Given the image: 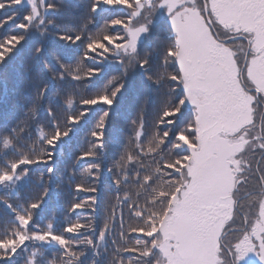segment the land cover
Returning a JSON list of instances; mask_svg holds the SVG:
<instances>
[{"label":"snow or ice","instance_id":"obj_1","mask_svg":"<svg viewBox=\"0 0 264 264\" xmlns=\"http://www.w3.org/2000/svg\"><path fill=\"white\" fill-rule=\"evenodd\" d=\"M60 8L55 0H0V10H13L4 23L19 19L15 26L22 30L0 39V67L33 33L42 39L31 60L49 68L44 40L53 36L59 65L49 69L50 79L30 77V103L14 121L0 123V153L12 157L0 159V222L7 225L0 234V264H21V258L23 264H264V0H83L79 15L67 20L56 16ZM110 12L119 15L98 27L97 17ZM161 22L165 42L144 50ZM161 47V64L174 69L171 74L153 71ZM113 64L118 74L78 101L107 106L91 132V146L73 164L87 163L84 174L94 183L75 185L77 193L90 195L72 203L70 211L90 209L91 216L69 221L60 231L51 222L41 227L40 211L54 191L57 153L87 111L69 112L61 122L55 112L61 94L68 90L64 104L73 109L81 87L91 91ZM133 74L157 92L167 89L157 129L147 141L156 167L146 170L140 159L121 155L106 192L101 179L106 121ZM41 120L53 131L33 139ZM139 124L143 129L142 116ZM141 135L136 132L138 156L144 152ZM250 153L259 155L255 167ZM40 164L48 174L47 181L40 177L42 195L21 200L30 166ZM253 181L256 190L247 193L253 199L245 211L239 195ZM130 182L139 189L135 199L128 192L119 195ZM112 194L122 209L118 239L116 225H109L112 217L105 215L99 226L105 196ZM124 209L136 221L127 227ZM237 220L233 242L228 236ZM49 250L56 253L50 259Z\"/></svg>","mask_w":264,"mask_h":264},{"label":"trees","instance_id":"obj_2","mask_svg":"<svg viewBox=\"0 0 264 264\" xmlns=\"http://www.w3.org/2000/svg\"><path fill=\"white\" fill-rule=\"evenodd\" d=\"M56 3L61 4L60 10L56 13L61 19L67 20L73 18L81 12L83 0H55ZM27 8V5H24ZM13 10H0V39L12 34H20L22 30L16 28V24L21 22L19 19L16 21H10L4 23V18L8 16ZM118 12L102 13L97 17V26L102 27L104 20L109 16H118ZM55 18V17H54ZM96 32L97 29H92ZM111 31V29L109 30ZM167 33L166 25L161 22L152 36L144 41L143 49L152 50L157 45H162L165 42ZM41 37L38 34L33 33L28 42L24 44V47L19 53H17L8 64L0 67V123H8L14 121L24 111V106L29 104L33 95V90L28 86L29 78L33 81L39 79H50L49 69L58 70L59 65L54 58V53L58 49L57 38L49 36L44 40V44L54 48L50 49V53L53 59H48L49 68H45L42 62H34L31 60V52L34 46H39ZM62 43V42H60ZM79 43V42H78ZM106 43V42H105ZM163 55V49L161 47L159 56L154 57L153 71L155 74H171L174 69L170 67H164L161 64L160 57ZM86 66L90 65V61L84 62ZM31 69V71H29ZM116 65H109L106 73L102 77H98L93 81L91 91L89 89L81 87L80 91L76 94L77 104L73 109L68 110L64 104V98L68 94V90L61 94V102L56 107L55 112L61 122L65 121L69 112L71 114H78L80 111L87 109L84 117L81 118L79 125L76 126L74 132L71 135V139L68 143L62 146V151H58L56 156V172L54 177V191L50 193L48 197V203L40 211L39 219L41 227H45L47 223L51 222L57 231H60L64 225L69 221L75 222L79 219L81 222L86 221L91 216L90 209H77L75 212L70 211L72 203L83 202L88 199L89 193L76 192L75 185L77 183H84L86 186L94 183L93 178H89L84 174V168L87 167V163L80 161L75 167L74 162L77 157L88 147L91 146V142L95 139L91 136V132L96 130V124L100 117L103 115V109L107 106H85L78 103L80 96H88L94 94L107 82L113 75H117ZM167 89H161L157 92L154 88L147 87L143 78L139 75L133 74L130 76L127 84V91L124 96L119 98V104H114V111L110 112V116L106 121V131L103 139L108 143V148L103 157V165L101 171V179L104 181V188L107 192L109 189V182L112 180V176L118 172L115 168V162L120 159L121 155L131 154L134 158L140 159L143 167L146 170H151L156 167L153 163L154 157L147 154V141L153 135L157 129V120L159 115L162 114V110L165 104V97L163 93ZM45 115L41 113L42 117ZM143 117L144 127L140 128L139 120ZM133 121H136L134 124ZM183 126V125H182ZM162 127V126H161ZM41 131L45 134L50 133L53 129L47 127L43 120H41L40 126L33 129V139H38ZM141 131V144L144 152L138 156L139 149L136 144V132ZM167 155V153H165ZM259 155L249 154L248 159L254 161V165L257 162ZM9 157H3L0 153V159H11ZM94 159V158H86ZM96 162H100L97 159ZM108 169L112 170V173L108 172ZM44 176L47 181L48 174L46 173V166L44 164L30 166V181L27 182L19 192V198L35 199L42 195L43 190L40 187V177ZM74 177V179H71ZM130 179H134L133 176ZM122 190L119 195L122 197L125 192L130 193L133 199L136 198V193L139 191L135 183L130 182L127 185L121 186ZM249 189H256L255 182L253 181L247 187ZM252 196H247L241 199V204L244 205L245 211H249L252 203ZM141 203H143V197H141ZM251 211H255L254 208ZM122 209L117 203L115 194L105 196V208L100 210V227L103 226V219L105 215L112 217L109 220V225H116L117 239L119 232V223L121 219ZM254 216V215H253ZM253 216L251 217L253 219ZM7 219V217H5ZM123 220L125 227L128 223H135V219L129 220L127 210H123ZM237 224L240 225L239 220ZM7 225L0 222V234H3ZM73 235V234H67ZM133 236L137 234H132ZM234 232H231L228 239L234 240ZM236 240V239H235ZM128 243H134V240H129ZM119 246V244L115 245ZM114 246V247H115ZM35 250V249H31ZM56 253L49 250V259L55 256ZM128 256L127 253L123 254ZM111 259V256H109ZM21 264H23V258H21Z\"/></svg>","mask_w":264,"mask_h":264},{"label":"rangeland","instance_id":"obj_3","mask_svg":"<svg viewBox=\"0 0 264 264\" xmlns=\"http://www.w3.org/2000/svg\"><path fill=\"white\" fill-rule=\"evenodd\" d=\"M197 2H198V0H197ZM47 48L49 49V54L47 55V57L50 58V59H53L52 56H51V53H50V49L52 48V50H53L54 48L51 46V44H50V46H47Z\"/></svg>","mask_w":264,"mask_h":264}]
</instances>
